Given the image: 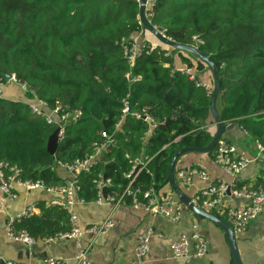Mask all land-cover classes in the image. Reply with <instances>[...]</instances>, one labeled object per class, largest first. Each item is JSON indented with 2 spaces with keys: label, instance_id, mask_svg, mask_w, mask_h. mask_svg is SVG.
<instances>
[{
  "label": "trees",
  "instance_id": "trees-1",
  "mask_svg": "<svg viewBox=\"0 0 264 264\" xmlns=\"http://www.w3.org/2000/svg\"><path fill=\"white\" fill-rule=\"evenodd\" d=\"M139 6V0H0V83L15 75L26 84L24 100L0 96V162L8 175L18 168V179L55 188L75 179L76 198L85 203L117 200L129 188L144 200L148 189L171 184L179 150L210 143L216 128L211 69L191 52L158 41L140 23ZM150 11L160 31L199 47L217 66L225 126L237 125L264 145V0H154ZM139 33L131 63L126 47ZM177 58L184 69L174 68ZM187 68L208 71L212 87ZM38 101L49 111H82L66 124L56 154L47 146L59 125L32 112L30 103ZM103 133L114 143L97 164L72 179L59 174L60 164L91 155L94 143L106 140ZM215 150L209 152L214 160ZM132 203L126 196V205ZM36 207L39 213L14 221L16 233L45 240L71 230L65 206Z\"/></svg>",
  "mask_w": 264,
  "mask_h": 264
},
{
  "label": "crops",
  "instance_id": "crops-1",
  "mask_svg": "<svg viewBox=\"0 0 264 264\" xmlns=\"http://www.w3.org/2000/svg\"><path fill=\"white\" fill-rule=\"evenodd\" d=\"M151 41L156 42L154 39ZM184 66L183 62L177 58L174 68L184 69ZM194 73L196 76H200L202 83L211 86L208 71H194ZM3 94L4 97L10 99H25L24 91L16 83L5 85ZM216 129L217 126L213 130L216 132ZM223 138L234 143L238 152L250 158L251 162L236 177H232L215 162L209 153L188 152L183 154L177 162L175 176L179 186L191 198L200 188H210L221 179L236 180L238 185L253 186L257 184L261 187L264 184V152H260L255 141L249 138L246 131L237 125L226 130ZM190 167L204 171L208 178L205 179L197 174L193 176L190 185L184 186L178 178L177 172ZM58 172L67 179L73 177L71 172L63 167H58ZM14 191L17 194L14 198L0 191V264H4V260L35 264L47 257L64 259L66 264H83L75 259L81 246L90 248L89 264H131L135 259L139 236L150 227L155 230V234L151 238L150 251L144 259V264H235L223 227L213 220L193 212L185 205L180 218L172 220L165 214L154 215L128 205L114 206L96 202H76L74 210L78 213L83 225L111 219L112 227L98 236L84 234L78 242L68 238L56 239L52 242L39 239L35 244L29 246L10 237L7 232V223L11 218L21 215L31 206L33 213H39L40 210L36 204L52 202L55 194L41 189L27 190L17 184L14 185ZM172 193L175 192L171 184L165 185L159 191L161 196ZM175 197L180 201L177 195ZM248 203L247 198L235 197L230 194L223 197L224 207H238ZM215 212L224 216L222 210L216 209ZM195 231L206 238L209 246L208 254L203 258L190 260L170 259L171 245L182 235L191 236ZM235 235L244 264H264V216L253 219L245 231Z\"/></svg>",
  "mask_w": 264,
  "mask_h": 264
},
{
  "label": "built area",
  "instance_id": "built-area-1",
  "mask_svg": "<svg viewBox=\"0 0 264 264\" xmlns=\"http://www.w3.org/2000/svg\"><path fill=\"white\" fill-rule=\"evenodd\" d=\"M140 1V0H139ZM154 4V0H149L147 10L151 9ZM148 17L153 16L150 11L147 14ZM163 32V31H162ZM164 33V32H163ZM165 34V33H164ZM166 35V34H165ZM142 33L135 35L130 42V46L126 47V53L128 59L131 63H134L136 55L140 49ZM185 72L192 74V77H196L193 69L187 68ZM9 83H16L21 88L25 89L26 84L20 82L15 75L8 78L6 84L0 83V89ZM204 84V83H201ZM209 87L207 84H204ZM210 88V87H209ZM1 96V94H0ZM30 108L35 114L45 118L49 123L56 122L61 129L59 136L60 140L64 138L65 127L70 119L79 118L82 115L81 110H62L61 107L49 111L47 110V104L43 101L30 103ZM129 111V106L125 104L123 112L127 113ZM56 118L58 120H56ZM149 119V117H145ZM106 140L102 142L94 143V152L84 159H77L71 164H60L61 167L67 169L73 175V178L77 176L78 173L83 171H89L90 168L97 164L99 160L102 159L104 150L112 143L114 140L103 133ZM260 152H264V145L256 142L255 143ZM215 162L220 165L223 170L232 177H236L243 168H245L251 159L240 154L238 148L234 143H231L225 138L219 140L217 146L215 147ZM141 162V160H139ZM8 168L6 163L0 162V191L8 194L10 197L14 198L17 196L14 191V185L17 184L27 190L41 189L49 193L55 194V198L52 200V204L65 206L71 214V230L67 233L60 234L56 237L46 238L47 242H52L56 239H73L76 242L84 234H92L98 236L107 232L112 227V220L107 219L105 221L83 225L80 221L78 213L74 210V205L76 202L85 203L76 198V180L72 179L67 184L55 188L47 187L43 182L37 180L33 181H22L16 176L20 173L18 168L11 167V171L15 175H8L6 172ZM200 175L203 178H208L204 171L196 167H190L187 169H180L177 172L178 178L181 180L184 186H188L192 182V178L195 175ZM110 180L107 181L109 183ZM98 186H102V182L98 183ZM175 194V193H174ZM167 194L166 196H161L154 188H150L144 192V200L139 199L136 192L131 191L130 188L125 190L119 199L115 200L114 197L104 198L100 196L96 203L98 204H110L114 206L126 205V196L132 197L133 203L131 206L136 209H143L154 215L165 214L172 220H177L180 218L184 207V204L179 201L174 195ZM226 194H230L235 197L247 198L249 203L247 205H242L238 207H224L223 197ZM192 202L198 207L213 212L216 209L222 210L224 215H226L227 221L231 224L235 234L243 232L247 229L250 222L259 216H264V187L255 188L250 185L239 186L236 180H225L221 179L215 183L212 187L200 188L192 196ZM33 210V207H29L21 215L11 218L7 223V232L10 237L19 242H23L29 246L37 242L36 239L32 238L26 232L16 233L13 229V223L16 219L23 216L29 215ZM155 234V230L150 227L138 238L136 246L135 259L131 264H144V259L150 251V241L152 236ZM160 235V234H158ZM161 236V235H160ZM209 246L206 238L201 235L198 231L192 233L191 236L182 235L179 240L171 245L170 259H193V258H203L208 254ZM90 248L81 246L75 256V259L83 264L90 263ZM1 259V258H0ZM4 264H22L20 262H15L12 260H4ZM35 264H66V260L47 257L39 260Z\"/></svg>",
  "mask_w": 264,
  "mask_h": 264
},
{
  "label": "water",
  "instance_id": "water-1",
  "mask_svg": "<svg viewBox=\"0 0 264 264\" xmlns=\"http://www.w3.org/2000/svg\"><path fill=\"white\" fill-rule=\"evenodd\" d=\"M139 3H140V6H139L140 23L144 26L145 29L148 30L149 33H151L158 41H160L161 43H163L165 45H168L172 48L181 49V50L191 52L192 54L201 58L202 60H204L207 63V65L209 66V68L212 71V74L214 77V88H213V94H212V99H211V111H212V114L214 116L215 123L217 126L216 132H215L212 140L210 141V143L207 146H205V147H193V146L185 147V148H182L181 150H179L174 155L172 162L170 164L169 180H170V183L173 187L175 194L178 196L180 201L188 209L192 210L193 212H195L201 216H204L206 218L213 220L214 222L218 223L220 226L223 227V229L225 230L226 236H227V240H228L230 247H231V250H232V254H233V257L235 260V264H244V262L241 258L237 237L235 235V232H234L231 224L228 221H225L224 219L219 217L217 214L210 212V211H206V210L198 207L197 205H195L192 202V198L189 195H187L182 190V188L179 186V184L176 181V176H175V170H176L177 162L183 154L188 153V152H203V153L211 152L217 146L219 140L223 138L225 131L228 129H231L234 126L233 124L225 126V124L223 123V121L221 119L219 110L217 108V99H218V95H219L220 88H221V80H220L219 70H218L217 66L215 65V63L212 61V59L208 55H206L203 51H201L199 49V47H197L195 45L184 44V43H180V42H177L175 40H172L167 35H165L162 31H160L155 25H153V23L151 22V20L147 16V8H148L149 0H140ZM8 78H11V76L9 75ZM197 80L199 83H201L200 79L197 78ZM0 94L1 95L3 94V89H0ZM60 131H61V129L59 127L56 128V130L53 132V134L49 137L47 147H48V150L51 154H56V152H57V149H58V146L60 143V136H59Z\"/></svg>",
  "mask_w": 264,
  "mask_h": 264
},
{
  "label": "rangeland",
  "instance_id": "rangeland-1",
  "mask_svg": "<svg viewBox=\"0 0 264 264\" xmlns=\"http://www.w3.org/2000/svg\"><path fill=\"white\" fill-rule=\"evenodd\" d=\"M211 85V84H210ZM211 87H212V85H211Z\"/></svg>",
  "mask_w": 264,
  "mask_h": 264
}]
</instances>
